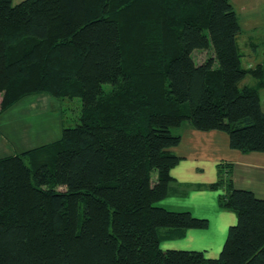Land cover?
<instances>
[{
  "label": "trees",
  "instance_id": "trees-1",
  "mask_svg": "<svg viewBox=\"0 0 264 264\" xmlns=\"http://www.w3.org/2000/svg\"><path fill=\"white\" fill-rule=\"evenodd\" d=\"M240 33L229 0H0V114L31 94L82 102L61 140L0 158V264H264V199L229 165L211 186L237 216L219 257L160 246L161 230L209 227L159 206L172 128L264 153V67H243Z\"/></svg>",
  "mask_w": 264,
  "mask_h": 264
},
{
  "label": "crops",
  "instance_id": "crops-1",
  "mask_svg": "<svg viewBox=\"0 0 264 264\" xmlns=\"http://www.w3.org/2000/svg\"><path fill=\"white\" fill-rule=\"evenodd\" d=\"M229 1L241 25L238 37L245 35L251 41L245 58L248 61L246 69L264 67V0ZM256 37L260 45L252 43ZM248 77L252 76H247L241 86ZM252 78L254 82L244 86L257 87L258 80ZM258 92L264 111V87ZM53 99L59 101L47 94H31L0 114V158L23 154L61 140L65 120L62 111L53 107ZM184 127L187 135L184 138L179 135L181 143L175 148L176 152L171 149L181 161L171 170L168 197L159 206L172 211H190L196 217L207 219L209 227L161 230L160 246L163 250L199 251L207 258L216 259L230 227L237 222L233 211L219 205L224 191L211 188L219 181V166L232 167L236 189L252 191L256 197L264 199V153L243 154L233 149L226 132H202L190 123ZM184 143L186 150H180Z\"/></svg>",
  "mask_w": 264,
  "mask_h": 264
},
{
  "label": "rangeland",
  "instance_id": "rangeland-1",
  "mask_svg": "<svg viewBox=\"0 0 264 264\" xmlns=\"http://www.w3.org/2000/svg\"><path fill=\"white\" fill-rule=\"evenodd\" d=\"M22 1L24 0H13V5H18L20 4ZM238 47H239V52L241 54V61H242V65L244 68H246V65L248 63V61L245 59L246 58V54L249 52L250 50V43L251 41L248 39L247 36H242V37H238ZM253 44H259L260 45V41H258L257 37L256 39H254L252 41ZM206 57L205 53L199 54L197 56V58H195V60L197 61V63H200L204 58ZM253 78L252 77H248L245 82H243L242 86H244L245 84H252ZM104 89L106 92H109L112 90V86L111 85H105ZM2 100V95H0V102ZM54 100V99H53ZM55 102V103H54ZM53 107L58 109L59 112H61L63 114V118L65 120V128L67 127H74L79 123V118L81 115V110H82V102L79 98H75L72 100H62V101H53ZM21 115V114H20ZM189 124L188 121H185L183 123V125H181L179 128H172L173 131V135L178 136V135H182L183 138L185 137V135H187V133L184 132L185 129V125ZM12 129L14 130V127L12 126ZM185 133V134H184ZM186 144L184 143L182 145L181 149H185ZM178 147V146H177ZM176 148V147H175ZM175 148L173 150H175ZM176 152V150H175ZM206 170V169H205ZM226 180H224L223 182H225ZM223 186V184H222ZM219 187V188H223V187ZM56 190L58 191H64V188H57ZM223 190V189H222ZM196 217V216H195ZM200 218V217H198Z\"/></svg>",
  "mask_w": 264,
  "mask_h": 264
}]
</instances>
